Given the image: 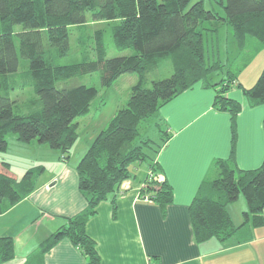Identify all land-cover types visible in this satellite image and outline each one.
<instances>
[{"label": "trees", "instance_id": "obj_1", "mask_svg": "<svg viewBox=\"0 0 264 264\" xmlns=\"http://www.w3.org/2000/svg\"><path fill=\"white\" fill-rule=\"evenodd\" d=\"M191 1L0 0L1 152L8 149V137L14 134L19 142L48 145L60 151L65 161L69 160L79 138L77 118L90 113L100 94L96 87L69 82L100 72L101 86L106 89L124 74L138 75L126 105L97 134L77 165L78 186L87 207L68 217L66 224L31 254L27 264H43L45 255L63 239L76 245L88 264H102L87 223L109 195L114 194L116 199L122 183L132 177L133 164L148 161L149 154L158 153L167 143L171 134L165 127L160 143L153 136H145L155 123L164 125L159 117L164 104L203 83L216 89V109L229 112L233 118L242 108L228 97L233 85L244 90L252 106L264 105V69L250 88L244 87L232 71L227 80L212 83L210 75L222 65L207 62L204 45L206 22L213 24L212 31L227 23L240 58L244 55L249 64L254 57L248 51L253 49L257 54L264 49V0H221L225 17L206 9L204 1L189 7ZM88 14L95 22H110L116 49H132L134 54L109 58L104 32L97 30L95 59L90 50L84 49L81 62L61 64L60 60L70 52V28L85 26ZM21 60L28 67L18 76ZM166 65L171 75L153 79ZM28 88L33 89L32 96L15 95L18 89ZM234 147L235 144L230 160L214 163L216 177L204 180L190 205L192 232L199 244L212 239L225 246L241 244L251 240L252 229L264 227V163L255 170H240L233 163ZM43 171L42 166L32 167L20 180L8 162L0 161V214L35 191ZM159 175V166L151 163L141 198H149L165 213L173 201V189L159 180ZM240 196L244 197L247 210L242 224L236 226L228 206ZM14 257V239L0 237V264Z\"/></svg>", "mask_w": 264, "mask_h": 264}, {"label": "crops", "instance_id": "obj_2", "mask_svg": "<svg viewBox=\"0 0 264 264\" xmlns=\"http://www.w3.org/2000/svg\"><path fill=\"white\" fill-rule=\"evenodd\" d=\"M216 93L213 87L198 83L161 107L159 117L171 134L167 143L158 153L149 154L148 171L135 167L116 199L109 195L87 223L102 264H264V227L252 229L251 240L241 244L194 240L189 208L204 180L213 177L214 163L230 160L233 144V163L240 170H255L264 163V105L252 106L244 90L233 85L228 97L242 105L233 118L216 109ZM101 130L90 137L89 144ZM26 145L50 153L42 144ZM50 155L57 159L58 169L47 179H42L44 171L34 192L0 214V237H12L15 244L14 259L4 264H27L68 217L87 207L78 186L79 163L65 161L61 154ZM151 163L159 166L161 180L173 189V201L165 213L158 204L141 198ZM242 221L240 217L237 224ZM43 264H88V260L69 239H63L45 255Z\"/></svg>", "mask_w": 264, "mask_h": 264}, {"label": "rangeland", "instance_id": "obj_3", "mask_svg": "<svg viewBox=\"0 0 264 264\" xmlns=\"http://www.w3.org/2000/svg\"><path fill=\"white\" fill-rule=\"evenodd\" d=\"M198 1H204L206 9L216 12L221 17H225L224 7L220 4L221 0H192L189 7ZM204 26L208 29L207 31H204L206 60L209 64L218 62L222 65L220 69H216L212 72L210 75L211 78H209L210 82L215 83L227 80L229 78V71H232L237 73L238 79L244 87H252L257 82L264 69V49L260 50L257 54L255 52L253 53V49H250L247 54L250 55L251 58H254L249 64H247V60H244L243 58L244 55L240 58L239 48L236 44L233 31L227 23L220 24L215 31H212V29H215L212 23L206 22ZM19 29L20 26L18 27V30ZM97 30H102L104 32L105 47L109 58L134 54V50L132 49L126 51H119L116 49L111 31L112 24L110 22H95L92 20L91 14H88V22L85 26H72L70 28V52L68 56L60 60V63L73 64L81 62L83 60L82 52L84 49L90 50L92 55L91 57L95 59L94 47L95 33ZM16 44L18 45L17 41ZM27 67V63L21 60L18 76L24 72ZM165 67L166 68H164V70L153 79H163L169 77L171 75V71H167V65ZM137 82V74H124L120 76L112 86L103 89L101 86L100 72L84 75L69 82L73 84H85L90 87H96L100 90V94L92 103L90 113L87 116L77 118V121L80 122L79 138L71 150L70 159L67 161L72 164L80 162L91 145L89 144L90 137L96 131H99L109 125L111 119L116 115L119 109L126 105L130 98L131 88ZM150 83L148 85H150ZM33 94L34 91L32 88H28L26 90L18 89L15 93L17 97L21 98H27ZM147 126L148 124L146 123L145 128ZM163 132L164 125L161 123L156 125L155 123V125L145 133V136L146 134L150 137L153 136L152 138L156 142L160 143L161 135L164 134ZM8 140V149L3 152L0 151V161L10 163V170L17 173L20 180L28 174V168L32 166H45V173L43 174L42 179H47L56 169H58L59 165L58 162H56L57 159L51 156L50 153H53L58 157L61 154L60 151L52 150L48 147V145L39 146L47 148L48 152H50L49 154H47L44 149L33 150L25 143L17 141L14 134L9 135ZM147 166L148 161L143 164L138 162L133 164L131 170L135 171V167H137V170L139 171H148ZM217 173L218 171L215 170L213 177L216 176ZM41 175L42 173L40 176ZM161 177L162 176L159 175V180L162 179ZM144 200L146 202H152L149 198H145ZM230 206L234 219L236 220V226H239L240 224L237 223L240 221V217L244 220L243 212L247 210L244 197L240 196V198L230 204Z\"/></svg>", "mask_w": 264, "mask_h": 264}]
</instances>
